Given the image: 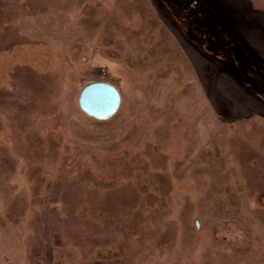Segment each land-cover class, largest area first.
I'll use <instances>...</instances> for the list:
<instances>
[{
  "label": "rangeland",
  "instance_id": "rangeland-1",
  "mask_svg": "<svg viewBox=\"0 0 264 264\" xmlns=\"http://www.w3.org/2000/svg\"><path fill=\"white\" fill-rule=\"evenodd\" d=\"M263 62L264 0H0V264H264Z\"/></svg>",
  "mask_w": 264,
  "mask_h": 264
},
{
  "label": "water",
  "instance_id": "water-1",
  "mask_svg": "<svg viewBox=\"0 0 264 264\" xmlns=\"http://www.w3.org/2000/svg\"><path fill=\"white\" fill-rule=\"evenodd\" d=\"M120 104L116 88L106 82H92L84 86L78 96L79 108L88 116L103 120L112 116Z\"/></svg>",
  "mask_w": 264,
  "mask_h": 264
},
{
  "label": "trees",
  "instance_id": "trees-1",
  "mask_svg": "<svg viewBox=\"0 0 264 264\" xmlns=\"http://www.w3.org/2000/svg\"><path fill=\"white\" fill-rule=\"evenodd\" d=\"M224 30H225V29H224ZM224 32H226V30H225ZM227 33H228V32H227ZM222 34H223V33H222ZM223 36H224V35H223ZM254 62H257V61H254ZM257 63H258V62H257ZM261 64L264 65V62L261 63ZM252 67H253V69L255 70V71H254V70H252V71H254L256 74H258V73L260 74V72H257V71H256V68H255L254 66H252ZM263 70H264V69H263ZM260 76H261V75H260Z\"/></svg>",
  "mask_w": 264,
  "mask_h": 264
}]
</instances>
